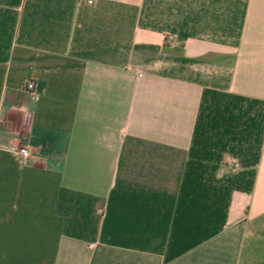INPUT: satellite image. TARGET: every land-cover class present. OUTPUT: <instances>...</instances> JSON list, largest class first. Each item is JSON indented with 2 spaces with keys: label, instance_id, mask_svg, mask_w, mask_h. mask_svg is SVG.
<instances>
[{
  "label": "crops",
  "instance_id": "crops-1",
  "mask_svg": "<svg viewBox=\"0 0 264 264\" xmlns=\"http://www.w3.org/2000/svg\"><path fill=\"white\" fill-rule=\"evenodd\" d=\"M0 264H264V0H0Z\"/></svg>",
  "mask_w": 264,
  "mask_h": 264
},
{
  "label": "built area",
  "instance_id": "built-area-1",
  "mask_svg": "<svg viewBox=\"0 0 264 264\" xmlns=\"http://www.w3.org/2000/svg\"><path fill=\"white\" fill-rule=\"evenodd\" d=\"M89 4H93L95 3L96 0H86ZM36 84L33 81H28L27 82V88L28 90H35ZM25 121L26 123H29L31 121V114L30 113H26L25 114ZM43 148L39 147V146H35V145H28V146H24L21 147L20 149L17 150V152L23 156V157H27L30 154L34 153V152H42Z\"/></svg>",
  "mask_w": 264,
  "mask_h": 264
}]
</instances>
